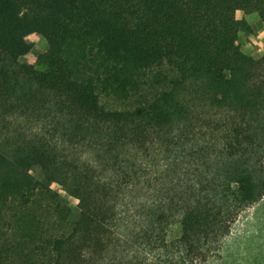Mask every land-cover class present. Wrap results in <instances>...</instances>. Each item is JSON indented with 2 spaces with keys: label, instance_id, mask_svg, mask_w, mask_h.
<instances>
[{
  "label": "trees",
  "instance_id": "16d2710c",
  "mask_svg": "<svg viewBox=\"0 0 264 264\" xmlns=\"http://www.w3.org/2000/svg\"><path fill=\"white\" fill-rule=\"evenodd\" d=\"M237 10L264 19V0H0V255L202 264L220 251L264 197V54L241 49ZM31 33L49 49L21 62Z\"/></svg>",
  "mask_w": 264,
  "mask_h": 264
},
{
  "label": "rangeland",
  "instance_id": "374dc122",
  "mask_svg": "<svg viewBox=\"0 0 264 264\" xmlns=\"http://www.w3.org/2000/svg\"><path fill=\"white\" fill-rule=\"evenodd\" d=\"M236 16L245 19L250 26L249 30L239 34L237 42L241 49L255 58L261 57L264 54V19L257 12L244 10H237ZM26 39L32 49L21 56L20 61L34 63L40 54L49 49L48 40L39 33H31ZM52 188L71 207L70 218L75 219L79 212L78 200L57 183ZM180 231L181 226L176 222L170 226L168 237L173 239ZM0 264H19V261L15 256L0 255ZM202 264H264V197L240 214L230 234L223 239L220 251Z\"/></svg>",
  "mask_w": 264,
  "mask_h": 264
}]
</instances>
